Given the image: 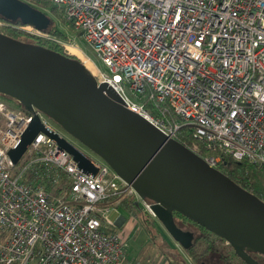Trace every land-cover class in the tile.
Listing matches in <instances>:
<instances>
[{"label":"built area","instance_id":"built-area-1","mask_svg":"<svg viewBox=\"0 0 264 264\" xmlns=\"http://www.w3.org/2000/svg\"><path fill=\"white\" fill-rule=\"evenodd\" d=\"M40 1L82 31L102 65L97 83L132 111L193 140L185 146L210 167L229 156L264 168V0ZM34 117L76 146L41 110L0 98V264H122L127 236L109 215L129 197L157 220L153 202L98 156L87 154L95 174L81 170L43 131L13 163L8 152Z\"/></svg>","mask_w":264,"mask_h":264},{"label":"water","instance_id":"water-1","mask_svg":"<svg viewBox=\"0 0 264 264\" xmlns=\"http://www.w3.org/2000/svg\"><path fill=\"white\" fill-rule=\"evenodd\" d=\"M0 17L39 32L51 23L46 13L22 0H0ZM0 94L28 111L41 110L103 159L142 199L153 202L157 220L183 249L192 247L194 233L179 227L174 213L226 240L245 263L261 264L251 253L264 256V201L128 108L80 59L0 31ZM41 131L81 170L96 173L84 151L49 132L38 117L8 152L13 163Z\"/></svg>","mask_w":264,"mask_h":264},{"label":"trees","instance_id":"trees-1","mask_svg":"<svg viewBox=\"0 0 264 264\" xmlns=\"http://www.w3.org/2000/svg\"><path fill=\"white\" fill-rule=\"evenodd\" d=\"M27 1V0H25ZM35 3L37 6H41L44 3H40L39 0H31ZM31 5V4H30ZM46 5V4H45ZM53 9L54 6H52ZM0 21L4 24L2 26V32L7 34L8 36L25 41L30 42L34 44H39L44 47L53 49L55 51H58L60 53H64L67 56L71 58L78 59L75 55L68 54L65 47L63 45H60L58 41H62L64 43L67 42V36L63 34L59 28L55 25V23L51 20V23L49 27L42 31L41 33L44 35H39L33 32H29L25 29V25L21 24L20 21L12 22L10 20H6L2 17H0ZM0 98L5 99L11 103L14 102L12 98H9L8 96L0 94ZM16 103V104H15ZM13 103L16 106L21 105L18 102ZM193 140L189 139V141H184V145L190 146ZM199 146L200 143L196 142ZM208 152H205L201 149V155L206 156ZM223 167V173H225L226 176H228L230 179H232L236 184H238L243 189L249 191L250 193L256 195L260 200L264 201V179L262 177L256 178L251 174V170L253 168H257L261 175H264V168L255 166L251 163H248L246 160H234L233 158L227 156L223 159L222 162ZM221 169V168H220ZM45 189L49 192H57L59 189L55 190L54 185H50L45 183ZM122 205L125 207V209L131 213L132 215L136 216L139 214L137 209L135 208V204L133 203V200L131 198H126ZM147 225V228L151 231V229H154L153 224L154 221L151 217H149L146 214L141 215ZM174 218L177 223V225L181 228L184 226H192V228L197 229L199 232L196 234L194 233V239H193V245L191 248L184 250L187 255L190 256V258L197 263L200 259H208L210 256L214 255L216 256L217 261L219 264H247L243 260H241L234 250L231 248L230 245L227 244H221L218 245L222 239L212 232L208 231L207 229L199 226L198 224L192 222L188 218L178 214L174 213ZM151 227V228H149ZM187 230V229H184ZM155 231V229H154ZM188 231V230H187ZM157 233V232H155ZM153 234L152 237L157 242V238L159 239V236L157 234ZM251 256L261 264H264V257L257 253H251ZM259 257V259L257 258ZM169 264H184L179 260L169 258Z\"/></svg>","mask_w":264,"mask_h":264},{"label":"rangeland","instance_id":"rangeland-1","mask_svg":"<svg viewBox=\"0 0 264 264\" xmlns=\"http://www.w3.org/2000/svg\"><path fill=\"white\" fill-rule=\"evenodd\" d=\"M23 1H25V0H23ZM25 2H27V1H25ZM27 3L31 4L33 7L43 11L44 13H46V15H48V17L55 23V25L59 28V30L67 36L68 40L66 43H64L62 41H58V43H60V45H63L68 53H70L68 50V45L77 44L78 48L81 51H83L84 54H86L93 62L100 65L96 55L93 53L91 48L84 42V40L82 38V34L77 29L70 26L59 15V13H57V11L52 8L53 5L42 4V7H41V6H37V5L30 3V2H27ZM3 25L4 24L0 21V31L2 30ZM25 29L29 32H33V33L37 32L34 28H32L30 26H26ZM70 54H72V53H70ZM72 55H75V54H72ZM95 72L96 71L94 68V73ZM15 102L16 101L14 100L13 103H15ZM53 124L66 138H68L70 141H72L76 146H78L80 149H82L86 154H88L92 157H97L96 154H94L92 151H90L85 146H83L80 142H78L76 139H74L72 136H70L68 133H66L63 129H60L54 122H53ZM250 170H251V174L254 177H256V178L262 177L264 179V175L262 176L260 171L257 168H253ZM52 193L57 194L53 191H52ZM121 212H123V210L120 207L117 210H114L111 213V215H109L110 221L114 222L115 219L120 215ZM157 225L158 226L160 225L161 227L160 226H159V228L157 226H153V227H155V229L157 231L156 234L159 236V239L158 238L156 239L157 242L155 241V243H156L155 244L152 241L153 239L151 238V235L147 236V241L145 243L141 244L142 248L140 250V253H139L138 259H137L138 264H161L162 261L166 258H173V259L181 261L184 264H196L190 258V256L187 255L183 251V249H181V251H180L178 248H176L174 240L171 239V237L165 231L164 227L160 223L159 224L157 223ZM147 233H148V231H147ZM125 236H127V235H125ZM150 240L152 241L151 244H150ZM221 244L229 245L228 242H226L223 239H222V241H220L218 243V245H221ZM209 261L212 262L211 260H209Z\"/></svg>","mask_w":264,"mask_h":264},{"label":"crops","instance_id":"crops-1","mask_svg":"<svg viewBox=\"0 0 264 264\" xmlns=\"http://www.w3.org/2000/svg\"><path fill=\"white\" fill-rule=\"evenodd\" d=\"M120 208L123 210V212L120 213L116 221V231L122 235H127L128 240V245L123 257L122 264H138L137 259L142 248L141 244L147 241V236L149 235H151V238L153 239L152 241L155 243V239L152 237V235L157 231L155 227V231L154 229H151L150 231L147 228V225L143 217L141 216L142 213H139L138 215L134 216L129 213L122 204ZM152 220L154 221L153 226H157L159 228L160 225H157V220ZM152 241L150 240V244ZM168 262L169 258H166L162 261L161 264H168Z\"/></svg>","mask_w":264,"mask_h":264},{"label":"bare ground","instance_id":"bare-ground-1","mask_svg":"<svg viewBox=\"0 0 264 264\" xmlns=\"http://www.w3.org/2000/svg\"><path fill=\"white\" fill-rule=\"evenodd\" d=\"M23 1V0H22ZM25 2V1H24ZM27 2H30V3H33V4H35L34 2H32L31 0H27ZM26 2V3H27ZM39 2L40 3H44V4H50V3H48V2H43V1H40L39 0ZM29 4V3H28ZM30 5V4H29ZM52 5V4H51ZM32 6V5H31ZM54 6V5H53ZM33 7V6H32ZM35 8V7H34ZM54 10H56L57 11V9H56V6H54ZM58 13V12H57ZM81 34H82V38H83V33H82V31H80V30H78ZM83 40H84V38H83ZM84 42L86 43V41L84 40ZM87 44V43H86ZM88 45V44H87ZM89 46V45H88ZM90 47V46H89ZM68 50H69V52L70 53H72V54H75V56L76 57H78V59H80V61L84 64V66L93 74V75H96V73H97V69L96 68H99V67H101L102 65H101V63H100V61L98 60V62H99V64L101 65H98V64H96L95 62H93L86 54H84V52L83 51H81L79 48H78V46H77V44H73V45H68ZM94 68H95V73H94ZM222 239V238H221ZM224 240V239H223ZM226 241V240H225ZM227 242V241H226ZM229 244V243H228ZM264 257V256H263Z\"/></svg>","mask_w":264,"mask_h":264},{"label":"flooded vegetation","instance_id":"flooded-vegetation-1","mask_svg":"<svg viewBox=\"0 0 264 264\" xmlns=\"http://www.w3.org/2000/svg\"><path fill=\"white\" fill-rule=\"evenodd\" d=\"M223 167H221L220 171L223 173ZM225 174V173H223ZM184 229H187L189 231L195 232L196 234L199 232L197 229L192 228V226H184ZM257 258L259 259V257L257 256ZM209 260H211L212 262H210ZM196 264H219V262L216 259V256L212 255L210 256V258L208 259H200Z\"/></svg>","mask_w":264,"mask_h":264}]
</instances>
